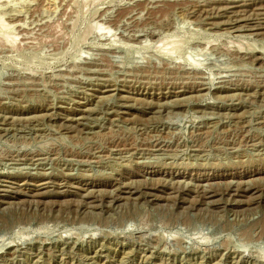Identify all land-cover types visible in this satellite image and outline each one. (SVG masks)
I'll return each instance as SVG.
<instances>
[{
	"label": "rangeland",
	"instance_id": "1",
	"mask_svg": "<svg viewBox=\"0 0 264 264\" xmlns=\"http://www.w3.org/2000/svg\"><path fill=\"white\" fill-rule=\"evenodd\" d=\"M0 264H264V0H0Z\"/></svg>",
	"mask_w": 264,
	"mask_h": 264
}]
</instances>
